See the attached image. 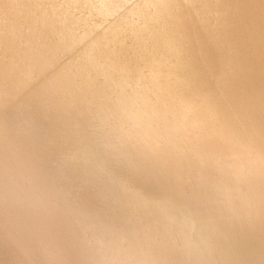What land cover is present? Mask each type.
I'll list each match as a JSON object with an SVG mask.
<instances>
[{
    "label": "bare ground",
    "instance_id": "obj_1",
    "mask_svg": "<svg viewBox=\"0 0 264 264\" xmlns=\"http://www.w3.org/2000/svg\"><path fill=\"white\" fill-rule=\"evenodd\" d=\"M4 1L0 0V5ZM9 1L22 21L28 22L30 17H34L41 21V27L50 26V33L63 35L65 40L67 36L76 37L69 41H72V58L76 63L80 61V64L77 65L73 61L62 66L64 72H71V76L61 78L60 83L66 89L68 99L70 100L71 96L67 92L69 90L73 95V105L77 104L74 116L79 121H91L87 129L93 128V123L104 122L109 126L108 132L98 139L95 147L97 154L101 151L99 155L104 156L102 162L107 164L109 161L108 164L111 162L112 166L109 165L107 176L101 177L100 167L105 169V166L98 160L101 157L97 155L101 165L94 167V161L91 162L89 173H98L104 182L119 187L121 184H127L132 190H141L145 194L143 201L157 214L154 211L150 213L156 219L157 227L153 226L159 229L156 233L159 237L152 239L149 234H142L141 239L151 238L162 245V248L170 247L173 252L178 251L177 257L171 256L170 260L163 264H208L202 259V255L211 248L222 251L225 246L243 252L244 258L250 259L252 264H264V0H67L68 8L74 7L73 10L79 13L73 12V18L64 23L57 17L59 9L57 10L56 6L62 5L60 1L35 0L30 2L32 5L28 3L29 10L23 0ZM192 3L199 4L200 12L207 13L205 10L210 9L212 13H220L221 18L216 17L220 20L218 25L221 27L217 35L222 37L224 50L214 49L216 33L210 29H201L206 28V23L201 26L192 20V17L199 16V13L188 15L186 12L183 15L179 5L182 4L185 9V4L191 7ZM148 5L151 7L150 13L146 9ZM125 13H130V16L127 17ZM170 14L186 19V23L177 28V32H182L181 34L175 35V31H167L174 20L170 18ZM131 17L138 19L133 24L141 30L139 35L130 28ZM223 18L226 20L222 21ZM64 24L73 25L71 31L68 29L70 34L66 26L63 27ZM191 26L193 28L187 32ZM28 29L31 30L29 27ZM47 33L46 31L44 37L49 39ZM172 34L177 38L174 43L168 41ZM13 35L22 37V42L27 48L20 55H32L40 66L39 72H44L51 66L50 58L55 44L50 45L46 40L49 44L47 45L39 36L34 37L35 34H30L23 28L14 30ZM201 35L203 39L198 38ZM191 50L196 59L190 62ZM214 50L215 54L212 53ZM226 61L228 63H224ZM126 78H132L135 84L136 88L131 90L135 104H126L113 94L120 86L121 80ZM58 81L59 79L53 80V83ZM108 85L112 86L113 90L108 91ZM198 101H204L207 105H227L229 120L210 124L217 126L210 130H195L192 133L180 131L182 129L178 126H182L186 121V115L200 109L191 107L192 103ZM54 105L53 107L57 108V105ZM134 105L143 106L145 110L140 113L132 107ZM161 107L160 112L158 109ZM51 112L55 113L54 110ZM165 115H169L165 118H172L171 120L176 122L175 125H168L167 122L160 124V118ZM207 117L209 116H204V119ZM111 118L117 129L116 133H113V125L108 122ZM138 118L145 123L140 122ZM134 125L142 131L139 136L134 132ZM81 135L78 139L84 136ZM73 141H76V138ZM49 145L51 146L50 142ZM52 147L56 148L57 144L54 143ZM47 149L48 153L52 152L49 146ZM62 150L53 153L65 151ZM57 155L53 154L55 159ZM60 165L62 166V163ZM95 179L97 177L93 178V182ZM120 191L117 193H121ZM129 191L130 189L123 190L121 196L132 197L128 196ZM92 193L93 196L97 195L96 192ZM102 194L100 196L104 197ZM110 195L114 196L112 193ZM110 195L108 194V198L113 200ZM117 195L119 197V194H116L119 201ZM98 197L94 198L100 200L101 197ZM106 200L99 202L110 204V200ZM121 201L123 204L126 200ZM95 203L97 206V201ZM132 203H128L131 208ZM115 204L119 207L117 201ZM113 207L111 209L116 210ZM128 208L126 207V210ZM9 212L7 215H10ZM107 213L104 212L105 215ZM112 213L107 215L112 216ZM10 216L6 217L7 220ZM15 216L11 218L31 228L30 221H22ZM114 216L115 213L113 218ZM129 219L131 222L132 218ZM103 222L105 224V220ZM119 222L124 225L127 223L121 219ZM138 230L139 228L135 233ZM128 232L125 231L126 235ZM134 263L159 264L147 260H136ZM239 264L249 263L241 261Z\"/></svg>",
    "mask_w": 264,
    "mask_h": 264
},
{
    "label": "rangeland",
    "instance_id": "obj_2",
    "mask_svg": "<svg viewBox=\"0 0 264 264\" xmlns=\"http://www.w3.org/2000/svg\"><path fill=\"white\" fill-rule=\"evenodd\" d=\"M25 1L26 0H23V4L28 6L35 0H27L26 3ZM56 1H60V4L62 3V5L58 4L56 6V9H59L57 17H59L58 19L62 21V23L71 20L74 13H79L78 11L73 10L74 7L68 8L69 4L67 3V0ZM225 1L227 0H224V2ZM198 5L199 4L192 3V6L188 7V5L185 4L184 9L181 4L179 5V8L182 9L183 15H185L186 12L188 15L199 13V16H193L192 20H195V22L201 26L206 23V28L201 29H210V31L213 30V32L216 33L214 49L216 51H218V49L224 50L225 48L222 49V37L217 35V31L219 32L221 29L220 25H218L220 20H217L220 13H212L210 9L205 10L207 13L200 12ZM29 6L28 10L30 9ZM150 8L149 5L146 6L149 13L151 11ZM129 9L130 11L132 10L131 8ZM187 9L190 12H188ZM33 14H35V8H33ZM124 15L128 17V15L130 16V13H125ZM169 16L174 20L171 22L170 29L167 31H175V35L178 33L181 34L182 32H177V28L178 26L185 24L186 19L182 16H177L176 14H170ZM130 20L132 21L130 28L134 29V31L137 32L136 34L139 35L141 30L133 24L134 21L138 20L137 17H131ZM221 20L225 21L226 18ZM41 25V21L34 17H30L28 22L22 21L15 10V7L9 0H5L2 2V5H0V264H138L134 263L136 260H147V262L151 261L163 264L170 260L171 256L177 257L178 251L173 252L170 247L162 248V245L160 246V244L152 240L156 239L155 237H159L157 236L158 234H156L159 232V229L156 228L157 222L155 221V217L150 214L152 211L156 214L155 210H151L146 202L143 201V199H145V194H143L141 190H132L127 184H121L119 187L118 185H112L109 182L102 181L103 179L101 177L107 176L106 174L108 172L106 171H108L109 167L112 165L111 162L108 164L109 161L106 162L107 164L102 162L104 159L102 157L104 156L101 157L99 155L101 151H98L99 154H97L95 143H97L98 139H101L104 136L105 132H108L109 126L104 122L93 123V128L87 129V127L90 126L91 121L87 119L79 121L78 118L74 116L73 112L77 104L76 106L73 105V95L67 89L69 96L71 95L69 97L70 100L68 99L66 89L63 84L60 83L62 82L61 78L64 79L65 76H71V72H64L62 66L69 65L74 61L71 52L72 41L70 42L69 39H76V37L71 35L72 38H69L67 36V39L65 40L63 35L50 33V26L44 28L43 26L41 27ZM65 26L66 29H69L70 31L73 28V25L64 24L63 27L65 28ZM175 26L177 27L174 29ZM28 27L32 31H29ZM19 28L25 29L28 33L30 32V34H35L34 37L39 36V39H41L43 43L45 42L47 44L46 40H48L50 45L55 44L54 50L51 54L52 57L50 56L52 67L50 66L44 72H39L38 70L40 69V66L37 63V60L33 59L34 57L32 55H20L21 52L26 50L27 45L24 46L22 37L17 38V35H13V31H18ZM192 28V26L188 27L187 32ZM69 30L68 32L70 34ZM46 31L48 32L49 39L44 37ZM147 32L148 30H146V33ZM142 33L147 35L144 32ZM211 35H213V33ZM165 38H167V36ZM198 38L203 39L202 35ZM168 41L174 43L177 41V38L173 35ZM201 47H203V43L201 44ZM215 50L212 52L213 54H215ZM190 53L192 54L189 59L191 62L196 58L194 57L192 50ZM74 62L77 65L80 64V61H78V63H76L77 61ZM224 63L228 62L226 61ZM53 64H55V66H53ZM57 74H59V76ZM56 78L59 79V81L54 82V84L53 80H57ZM132 81V78L122 79L119 84L120 86L113 91V94L117 98L123 100L126 104H135L133 102L134 97L131 95V90L136 87ZM54 89L56 90L54 91ZM107 90H113L112 86L108 85ZM52 102H54L53 105H57V108L55 105V108L53 107ZM59 106H61V108ZM104 106L106 110V103ZM132 107L140 113L145 110L143 106L134 105ZM191 107H200V109L193 110L186 115V121H184L182 126H178L179 129H182L180 131L185 130L186 132L192 133L195 130H210L212 127L217 128V126H212L213 124L218 122L223 123L224 120H229L227 105L222 106L217 103H214V105H207L204 101H198L192 103ZM161 109L162 107L158 110L161 112ZM51 110H54L55 113L51 112ZM207 115L209 117L204 119V116L206 117ZM166 116L169 115L160 118V124L167 122L168 125H175L176 122H173V120H171L172 118H165ZM138 120L144 122V120L140 118H138ZM108 122L113 125L112 118ZM71 124L72 126H70ZM112 127L113 133H116V127L114 125ZM58 132L60 135H58ZM134 132L139 136V132L142 131L138 127L135 128L134 125ZM81 134L85 135L82 136ZM214 134L216 135V133ZM80 135L82 137L78 139V136ZM73 136L76 138V141H73L75 139ZM216 136L219 135L217 134ZM70 139L71 141H69ZM59 140L61 144L59 143ZM79 140L81 142H79ZM91 140L93 142H91ZM49 142L51 146L49 145ZM70 142L75 146H69L72 145ZM54 143L57 144L56 148L52 147ZM48 146L50 147V150H52L51 153H48ZM93 149H95V151ZM56 150L58 152L61 150L65 151L57 153V155L56 153H53ZM74 150H76V153L78 154H75ZM77 150L80 151L78 152ZM53 154H55V156L57 155V159H55L56 157L53 156ZM81 155L83 160L80 158ZM97 155L101 158H98ZM104 155L107 158L105 153ZM97 158L99 161L102 159L100 162L105 166V169L103 166H99L102 173L101 177H99L100 174L98 173L96 175L91 174V172L89 173L91 162L94 161L92 166L96 165V167H98V164L101 165ZM96 160L97 162H95ZM76 161L79 162L76 163ZM60 163H62V166ZM58 165H60L61 168ZM82 166L84 167L82 168ZM92 176L93 178L97 177L94 182ZM90 179L91 181H89ZM96 182L99 184L98 186ZM128 186L130 189L128 196H132L133 199L132 197L121 196L123 190H129L127 189ZM100 188H103V190ZM117 190H121V193H117L119 192ZM133 191L134 193H131ZM135 191L137 194H135ZM92 192H94V194L96 192L101 198L97 195L93 196ZM111 193L114 194L115 197L110 195ZM100 194L105 198L100 196ZM108 194L112 196L113 200L108 198ZM116 194H119V197L117 195L119 201L116 199ZM94 197H98L100 200H96ZM107 198L111 202L113 201V204L106 200ZM92 199L97 201L98 207L95 206L96 201L93 202ZM124 199L126 201H123V204H121V200ZM128 199L130 201H128ZM101 200L102 202H104L103 200H106L110 204L99 202ZM106 201L105 203H107ZM116 201L119 203V207L118 204H115ZM127 202H134L131 204L132 208ZM100 203L104 205H100ZM124 203H127V205ZM135 203L137 205H135ZM112 207L116 210L111 209ZM126 207L129 208L126 210ZM12 209L13 211L9 212V210ZM103 209H105V211H103ZM112 211L115 213L114 218V213H112ZM115 211H118V213ZM8 212L10 215L12 214V217L16 215L22 221H30L32 224L31 228L21 224L19 220L17 223V219L13 220L9 214L7 215ZM104 212L108 215L112 213V216H108L107 214L106 216ZM7 216H10V219L8 218L9 220H7ZM16 216L15 218H17ZM118 217L119 219H117ZM124 217L127 220H125ZM129 218H132V223L128 221L130 220ZM120 219L124 223L127 222L125 223L126 225L120 223ZM104 220L105 224L103 222ZM117 220L119 221L115 222ZM14 221H16V223ZM134 225L139 228L137 233H135L137 228ZM125 231H129L127 235ZM131 231L133 234H131ZM95 234L102 235L100 237H103V240ZM142 234H149V237L152 239H141ZM226 248L227 247L225 246L222 251L220 249L212 250L211 248L208 252L202 255V259L208 264H239L241 261L252 264L250 259L244 258L245 256L243 252ZM77 256L80 257V260ZM96 259H98V261H96ZM257 261H260V259H257Z\"/></svg>",
    "mask_w": 264,
    "mask_h": 264
}]
</instances>
